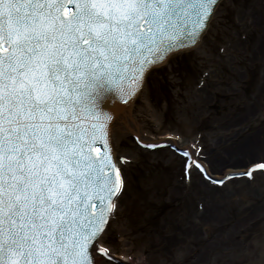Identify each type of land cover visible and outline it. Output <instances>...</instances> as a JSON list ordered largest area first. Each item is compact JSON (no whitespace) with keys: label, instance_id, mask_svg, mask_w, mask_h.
<instances>
[{"label":"snow or ice","instance_id":"1","mask_svg":"<svg viewBox=\"0 0 264 264\" xmlns=\"http://www.w3.org/2000/svg\"><path fill=\"white\" fill-rule=\"evenodd\" d=\"M217 6L0 0V264H129L109 236L126 189L118 110L198 43ZM162 139L186 168L204 167L192 145Z\"/></svg>","mask_w":264,"mask_h":264},{"label":"rangeland","instance_id":"2","mask_svg":"<svg viewBox=\"0 0 264 264\" xmlns=\"http://www.w3.org/2000/svg\"><path fill=\"white\" fill-rule=\"evenodd\" d=\"M153 137L196 143L211 175L264 163V0H222L200 45L151 73ZM250 145L257 147L249 148ZM126 189L111 248L129 264H264V174L216 185L169 147L117 146Z\"/></svg>","mask_w":264,"mask_h":264},{"label":"bare ground","instance_id":"3","mask_svg":"<svg viewBox=\"0 0 264 264\" xmlns=\"http://www.w3.org/2000/svg\"><path fill=\"white\" fill-rule=\"evenodd\" d=\"M206 32L203 33L205 35ZM192 50V49H191ZM189 50H179L177 52L172 53L165 61L164 65H158L156 66L151 72L153 73L154 71H158L161 68L165 67L167 63H169L170 59L173 58L175 55L182 54V53H188ZM146 77V83L143 86V89L138 92L137 95H135L134 99H132L129 103L128 106L121 112V120L123 123V127H121V123H118L116 126V129L114 131V140H115V146L117 149V146L122 142V140L128 136H132L135 138V140L138 142L137 137H140L143 140V144L138 142L139 144L147 145V144H162L164 143L162 138L165 137H171L174 135H166V136H161L158 138H153L146 130H145V125H146V118L149 116L155 125V128H159L162 121H163V113L162 111H158L155 108V105L152 102V99L150 98L148 94V89H147V79L149 75ZM178 138V137H177ZM179 139V138H178ZM182 144H184L181 140H179ZM171 142V141H168ZM189 144V143H186ZM249 148H254V150H258L257 147L250 145ZM120 157H124L125 155H121ZM126 160V159H125ZM125 160L120 162V167L125 166ZM258 164H264L263 162H256L254 164H251L248 168H227L223 172V176L220 177V175H211L213 176L214 180H220L223 181V183L228 182V181H235L236 178H241L243 177L242 173H247L250 168L254 167L255 165ZM212 180V179H210ZM213 181V180H212ZM220 183L219 185L223 184ZM217 185V184H216ZM139 264V263H138Z\"/></svg>","mask_w":264,"mask_h":264},{"label":"water","instance_id":"4","mask_svg":"<svg viewBox=\"0 0 264 264\" xmlns=\"http://www.w3.org/2000/svg\"><path fill=\"white\" fill-rule=\"evenodd\" d=\"M219 1H220V0H218V2H219ZM203 33H204V32H203ZM203 33H202V34H203ZM199 40H200V39H199ZM198 42H199V41H198ZM197 44H198V43H197ZM197 44H196V45H197ZM196 45H195V46H196ZM195 46H192V47H190V48H188V49H183V50H184V51H185V50H190V49L194 48ZM164 63H165V61H164V62H161L159 65H164ZM134 97H135V96H134ZM134 97H133L132 99H134ZM132 99H131V100H132ZM124 109H125V108H120V109L118 110V111H119V114H121V112H122Z\"/></svg>","mask_w":264,"mask_h":264}]
</instances>
